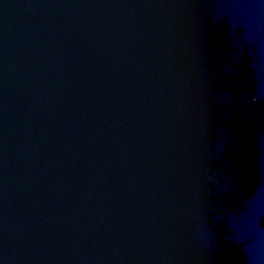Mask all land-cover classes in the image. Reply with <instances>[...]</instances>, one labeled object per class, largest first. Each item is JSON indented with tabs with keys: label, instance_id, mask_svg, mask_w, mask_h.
I'll return each instance as SVG.
<instances>
[{
	"label": "water",
	"instance_id": "1",
	"mask_svg": "<svg viewBox=\"0 0 264 264\" xmlns=\"http://www.w3.org/2000/svg\"><path fill=\"white\" fill-rule=\"evenodd\" d=\"M0 264H264V0H0Z\"/></svg>",
	"mask_w": 264,
	"mask_h": 264
}]
</instances>
